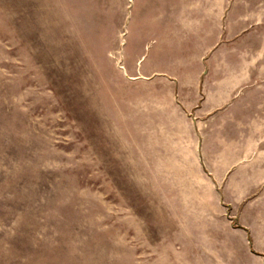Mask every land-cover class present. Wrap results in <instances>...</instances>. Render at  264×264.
<instances>
[{
	"label": "rangeland",
	"instance_id": "1",
	"mask_svg": "<svg viewBox=\"0 0 264 264\" xmlns=\"http://www.w3.org/2000/svg\"><path fill=\"white\" fill-rule=\"evenodd\" d=\"M0 264H264V0H0Z\"/></svg>",
	"mask_w": 264,
	"mask_h": 264
}]
</instances>
